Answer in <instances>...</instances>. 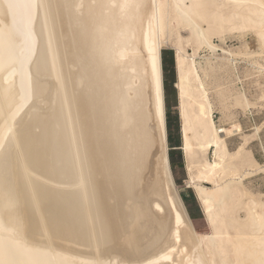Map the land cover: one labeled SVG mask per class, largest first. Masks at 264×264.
I'll list each match as a JSON object with an SVG mask.
<instances>
[{
	"label": "bare ground",
	"instance_id": "obj_1",
	"mask_svg": "<svg viewBox=\"0 0 264 264\" xmlns=\"http://www.w3.org/2000/svg\"><path fill=\"white\" fill-rule=\"evenodd\" d=\"M250 31L264 45V0H0V264H264L241 173L264 166L214 118L215 98L250 105L222 80L241 49L215 39ZM165 46L207 233L171 168Z\"/></svg>",
	"mask_w": 264,
	"mask_h": 264
},
{
	"label": "rangeland",
	"instance_id": "obj_2",
	"mask_svg": "<svg viewBox=\"0 0 264 264\" xmlns=\"http://www.w3.org/2000/svg\"><path fill=\"white\" fill-rule=\"evenodd\" d=\"M226 36L225 43H221L218 38L215 39V42L225 48H236L237 52L239 48L242 53L235 56V68L228 73V76L223 74L222 80L229 82V84L232 83L235 89L238 88L246 92L250 105L247 107L239 104L236 98H234L235 96L229 94L228 102L231 103L230 112L233 115L225 118L221 111L220 102H218L219 99L215 98L214 118L220 134L226 138L231 151H235L240 144L246 142L245 147L247 151L251 153L259 164L264 166V70L262 72V67H259L261 65L263 66L262 69H264V45L252 31L243 38L239 37L237 32L227 33ZM245 40L251 41L250 47L247 50L243 46ZM221 57V51L212 53L204 50L201 52L198 60L202 61L210 58V60L218 61ZM162 63L165 81V102L167 104L166 115L171 168L179 192L182 195L196 229L199 232L207 233L210 231V227L204 216L197 193L194 188L186 186L189 177L186 159L182 149L183 137L179 115V96L176 87L175 50L173 47H163ZM210 157L212 158V150ZM249 169H243L241 172L245 175L243 184L247 191L249 190L248 196L264 202V171L258 170L252 172V170L250 173H247ZM240 213L243 217L245 216L244 210Z\"/></svg>",
	"mask_w": 264,
	"mask_h": 264
},
{
	"label": "trees",
	"instance_id": "obj_3",
	"mask_svg": "<svg viewBox=\"0 0 264 264\" xmlns=\"http://www.w3.org/2000/svg\"><path fill=\"white\" fill-rule=\"evenodd\" d=\"M163 64V63H162ZM164 88H165V81H164ZM166 107H167V104H166ZM170 163H171V161H170Z\"/></svg>",
	"mask_w": 264,
	"mask_h": 264
},
{
	"label": "crops",
	"instance_id": "obj_4",
	"mask_svg": "<svg viewBox=\"0 0 264 264\" xmlns=\"http://www.w3.org/2000/svg\"><path fill=\"white\" fill-rule=\"evenodd\" d=\"M163 83H164V73H163Z\"/></svg>",
	"mask_w": 264,
	"mask_h": 264
}]
</instances>
